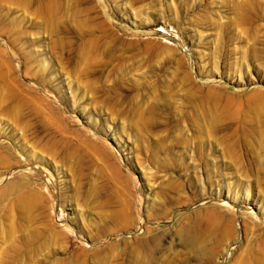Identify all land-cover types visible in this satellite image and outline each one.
I'll use <instances>...</instances> for the list:
<instances>
[{
	"label": "rangeland",
	"instance_id": "374dc122",
	"mask_svg": "<svg viewBox=\"0 0 264 264\" xmlns=\"http://www.w3.org/2000/svg\"><path fill=\"white\" fill-rule=\"evenodd\" d=\"M258 101L264 0H0V264H264Z\"/></svg>",
	"mask_w": 264,
	"mask_h": 264
},
{
	"label": "bare ground",
	"instance_id": "6f19581e",
	"mask_svg": "<svg viewBox=\"0 0 264 264\" xmlns=\"http://www.w3.org/2000/svg\"><path fill=\"white\" fill-rule=\"evenodd\" d=\"M161 32V31H160ZM258 104H260L261 105V107L262 106H264V103L263 102H261V101H258ZM264 108V107H263ZM260 109H262V108H260ZM43 169V171H44V175H45V178H46V180H47V182H48V184L49 185H52V181H51V178L49 177V175L47 174V172H46V170L44 169V168H42ZM54 187H55V185H54ZM219 197V196H218ZM27 199V198H26ZM218 200V199H217ZM26 201V200H25ZM36 201V200H35ZM218 201H220V199L218 200ZM29 204V203H28ZM34 204V203H33ZM219 204H221L223 207H225V208H228L229 210H231L232 208H234V209H237V210H234V212L236 213V214H239L238 213V211H240V213H241V211L243 210V209H246V210H244L245 212H247V213H251L252 214V212H251V208H248L247 207V205H248V203L245 205V206H243V207H239V206H229L230 204H229V202L228 203H222L221 201L219 202ZM229 204V205H228ZM254 213V212H253ZM213 225H214V223L212 222V220H210V219H208L207 220V226H206V228H198L197 229V235L198 236H204L206 233H207V231L209 230V229H211V228H213ZM225 230H226V232H225V235L227 236V237H229L230 236V230H231V228L230 227H227V228H224ZM216 233H217V235H214V236H217V239H216V237H214V236H212V239L213 240H215V242H221V241H225V243H228V242H233L232 241V239L231 240H226V237H223L222 235H221V229H220V231H216ZM211 237V236H210ZM234 239V238H233ZM235 241V240H234Z\"/></svg>",
	"mask_w": 264,
	"mask_h": 264
}]
</instances>
